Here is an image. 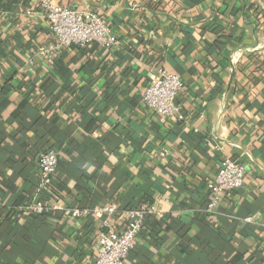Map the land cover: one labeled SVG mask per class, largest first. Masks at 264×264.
I'll list each match as a JSON object with an SVG mask.
<instances>
[{
    "label": "crops",
    "instance_id": "0c3cea01",
    "mask_svg": "<svg viewBox=\"0 0 264 264\" xmlns=\"http://www.w3.org/2000/svg\"><path fill=\"white\" fill-rule=\"evenodd\" d=\"M50 1L99 14L118 45L55 49L40 0H0V264H94L130 208L153 213L124 264H264V0ZM159 67L183 122L141 103ZM225 159L243 185L208 214Z\"/></svg>",
    "mask_w": 264,
    "mask_h": 264
},
{
    "label": "built area",
    "instance_id": "2783aa9c",
    "mask_svg": "<svg viewBox=\"0 0 264 264\" xmlns=\"http://www.w3.org/2000/svg\"><path fill=\"white\" fill-rule=\"evenodd\" d=\"M39 8L43 13L50 31L55 37L54 48L85 47L97 45L109 49L118 45L116 37L102 17L89 11H78L54 5L50 0H40ZM183 89L181 80L164 68L155 71L153 82L145 89L141 103L147 109L161 117L177 122L184 121V115L176 103V99ZM58 156L54 151L41 153L38 158L40 187L46 191L52 189L56 174ZM244 167L236 160L225 159L215 177L206 184L210 198L206 212L216 211L223 195L239 190L243 185ZM19 210L30 211L36 214L48 213L50 206L37 204ZM87 210H74V216H86ZM102 215L116 213L115 208L105 207L98 211ZM151 208H133L122 212L124 228L119 232L101 231L96 240L98 247L94 264H124L130 252L134 249L135 240L142 232L145 218L152 214ZM247 217L245 223H251Z\"/></svg>",
    "mask_w": 264,
    "mask_h": 264
},
{
    "label": "trees",
    "instance_id": "16d2710c",
    "mask_svg": "<svg viewBox=\"0 0 264 264\" xmlns=\"http://www.w3.org/2000/svg\"><path fill=\"white\" fill-rule=\"evenodd\" d=\"M48 151H54V152H56L54 149H48V150H46L45 152H48ZM44 153V152H43ZM57 153V152H56ZM57 170H58V164H57ZM57 170H56V173H57ZM55 177V176H54ZM54 182V181H53ZM130 209H133V208H130ZM48 215V213H44V214H34L33 215V217H42V216H47ZM146 219V218H145ZM144 222H145V220H144ZM247 224V223H246ZM143 226H144V224H143ZM143 230V229H142Z\"/></svg>",
    "mask_w": 264,
    "mask_h": 264
}]
</instances>
